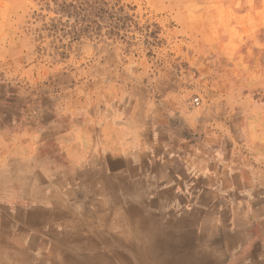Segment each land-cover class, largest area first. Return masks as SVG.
I'll list each match as a JSON object with an SVG mask.
<instances>
[{
  "label": "rangeland",
  "instance_id": "1",
  "mask_svg": "<svg viewBox=\"0 0 264 264\" xmlns=\"http://www.w3.org/2000/svg\"><path fill=\"white\" fill-rule=\"evenodd\" d=\"M245 1L0 0V117L21 130L35 123L37 138L51 142L56 160L62 157L70 170L87 172L79 185L69 181L60 193L53 182H37L66 215L56 234L78 224L85 237H93L96 221L138 223L142 228L131 232L133 240L154 247L140 256L130 251L133 264L174 263L161 256L163 245L152 236L167 224L155 214L148 220L147 214L131 213L126 192L137 191L130 181L145 179L141 146L160 127L182 129L180 120L189 118L212 120L206 129L220 128L222 117L260 110L254 101L264 109V87L248 82L236 43L264 39V0H255L260 21L249 31L241 26L254 0ZM254 67L264 72V60ZM126 161L132 168L127 173ZM143 197L147 200L145 194L133 196L139 208ZM89 219L94 229L84 225ZM37 234L49 243L44 233ZM55 246L48 248L74 255L73 262L82 256L78 249H92L67 244L66 252Z\"/></svg>",
  "mask_w": 264,
  "mask_h": 264
},
{
  "label": "crops",
  "instance_id": "2",
  "mask_svg": "<svg viewBox=\"0 0 264 264\" xmlns=\"http://www.w3.org/2000/svg\"><path fill=\"white\" fill-rule=\"evenodd\" d=\"M258 9L254 0L252 10L243 14L246 21L241 29L256 26ZM228 43H233L231 38ZM236 43L242 46L237 62L249 69L248 82L264 87L259 81L264 72L254 67L264 60V39L251 36L238 38ZM254 104L260 110L222 117L220 128L206 129L205 125H214L209 119L186 118L180 120L182 129L162 126L155 139L142 144L145 179L129 184L137 191H148L126 192V202H130L131 213L147 214L148 220L155 214L167 224L152 236L166 247L158 252L173 264H264V109L256 101ZM8 121L0 117V264H25L9 256L20 252L16 238L28 241L36 236L32 213L37 196L33 189L37 182H53L59 186L58 193L69 189L70 169L68 160L61 156L56 160L46 137L37 138L35 123L21 130ZM125 164L127 173L131 163ZM141 194L147 196V200L143 197L144 209L133 200Z\"/></svg>",
  "mask_w": 264,
  "mask_h": 264
},
{
  "label": "bare ground",
  "instance_id": "3",
  "mask_svg": "<svg viewBox=\"0 0 264 264\" xmlns=\"http://www.w3.org/2000/svg\"><path fill=\"white\" fill-rule=\"evenodd\" d=\"M2 168H1V170H2ZM14 172H16V171H14ZM86 174H87V172L84 171V170L79 171V170L76 169L74 171L72 169V170L69 171V175H70V180L69 181L77 183L79 181L78 179L79 178H84V175H86ZM47 176L48 175H46V177ZM116 178H118V177H116ZM124 180H125V178H124ZM106 182H108V181H106ZM49 183H51V182H49ZM37 184H39V183H37ZM37 184H36V188L33 189V190L37 189ZM127 186H129V185H127ZM80 187H81V185H80ZM37 190L40 191V192L35 191V195L37 196V198H36L37 206L34 208L35 210L32 213V214H34L36 216V217L34 216L35 218L32 221V224H33L32 226L35 228L36 234L38 232H42V233H44L45 236H47L46 239H48V237H49V243H46L45 240H40L38 238V234L36 236L33 235L31 239L30 238L28 239V241H27V239L24 240V239L16 238L15 239V244H16L17 248H19L20 252L17 253V254H14V255H10L9 257H13V259L20 260L21 263H25V264H74L75 261H77V262L79 261L80 264H84V262H87V264H106V263L107 264L108 263H110V264H118V263H120V264H133L132 257L128 254L130 251H134V252L136 251V255L140 256L143 253H146V254L148 253L147 247H149V246L150 247H154V245H151L152 242H149L150 244L146 245V244H144V242L142 244H139L138 241H134L133 240L134 238H133L131 232L133 230L139 232L140 231L139 229H141L142 226L139 225L138 223L130 224L131 222L130 223L126 222V224H118V223H115L114 221H110V220L109 221H102L101 223H98L96 221V230H95L96 231L95 232L96 236H93V237H90V236L89 237H87V236L85 237L83 235L84 231H82V227H80L78 224L72 230L71 229L70 230L69 229L68 230L64 229L62 234H56L54 232V229L58 230L59 227H61V226H63L65 224L66 215L58 213L60 211H58V209L55 208V205L57 203L54 200H52L50 196L47 197V191H43V190H40V189H37ZM14 196H16V195H14ZM25 196H27V195H25ZM32 199L34 200L35 198L32 197ZM140 207H141V205H140ZM256 208H258V207H256ZM222 215H224V214H222ZM77 218H78V216H77ZM137 220H139V218ZM79 223H80V221H79ZM144 223H145V221H144ZM116 224H118L117 227H116ZM84 225H86V226H88V227H90L92 229L95 228L94 227L95 223L93 222V219H89L88 223L84 224ZM22 231L24 232L25 229H22ZM22 231H20V232H22ZM140 237H139V240L141 241L142 239H140ZM254 239H257V238H254ZM50 244L58 245V246H55L56 248H63L65 245L71 244L74 247H80V248H83L84 246H91L92 249L83 250V251L78 249L76 251V253L77 254H82L83 257L79 256V255L75 256V261L73 262L74 255L64 257V255H59V254L53 253V249L51 250V249L48 248L50 246ZM65 250H66V252L68 251L66 249V246H65ZM238 250H239V248H238ZM249 252H250V250H249Z\"/></svg>",
  "mask_w": 264,
  "mask_h": 264
},
{
  "label": "built area",
  "instance_id": "4",
  "mask_svg": "<svg viewBox=\"0 0 264 264\" xmlns=\"http://www.w3.org/2000/svg\"><path fill=\"white\" fill-rule=\"evenodd\" d=\"M194 104H195L196 106H200V105H201V101H200V99H199L198 97H196V98L194 99Z\"/></svg>",
  "mask_w": 264,
  "mask_h": 264
}]
</instances>
